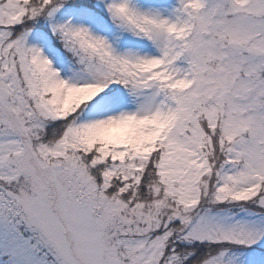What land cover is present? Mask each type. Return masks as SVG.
<instances>
[{
	"label": "snow or ice",
	"instance_id": "obj_1",
	"mask_svg": "<svg viewBox=\"0 0 264 264\" xmlns=\"http://www.w3.org/2000/svg\"><path fill=\"white\" fill-rule=\"evenodd\" d=\"M0 264H264V0H0Z\"/></svg>",
	"mask_w": 264,
	"mask_h": 264
}]
</instances>
